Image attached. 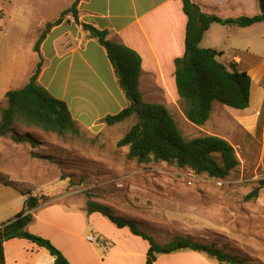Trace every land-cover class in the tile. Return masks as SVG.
I'll return each mask as SVG.
<instances>
[{
    "label": "crops",
    "instance_id": "0c3cea01",
    "mask_svg": "<svg viewBox=\"0 0 264 264\" xmlns=\"http://www.w3.org/2000/svg\"><path fill=\"white\" fill-rule=\"evenodd\" d=\"M40 1L41 6L36 11V16H39V24L41 30L44 31L48 23L57 20L62 12L72 7L76 0ZM192 1L205 14L215 15L221 19L264 15L259 0ZM78 8V21L72 14L67 15L62 24L53 27L48 33L40 46L39 53L34 51L37 42L33 45V51L38 57L33 73L42 60L43 69L39 83L55 98L66 102L81 135L85 132L98 135L107 126L103 123V119L116 115L129 106L128 99L118 84L114 67L105 50L97 39L91 37L83 25L107 31L110 40L123 44L136 52L142 59L140 90L144 101L150 104L165 105L171 112L179 108L182 116L187 120L180 109L175 79V61L183 57L185 53L187 18L183 11L182 1L80 0ZM211 32H213L210 42L212 44L202 45V48L214 50L219 56L228 53L232 60L224 64L239 72H247L252 79L253 87L254 75H256L254 68L261 62L264 66V47L260 45V40H264V21L247 28L214 24L205 33L202 42ZM242 35H247V39L241 44ZM29 80L23 83L21 88ZM256 97V109L252 108L254 100L251 89L250 107L246 110H237L235 113L240 126L250 135L258 127L257 120L261 117L259 107L264 103V90L259 86ZM215 109L214 105L210 120L205 126L199 127L204 128L205 132L213 124ZM16 126L14 128L17 132ZM33 130L34 128L27 129L25 133L34 137L33 132L36 131ZM35 130L43 133L41 130ZM206 134L219 136L210 132ZM10 144H13L10 151L12 158L4 168L0 169V173L3 172L10 180L20 185H33L34 175L31 174L33 177L30 179L28 168L32 169L35 162L30 157L22 160L19 152H39L44 150L45 142H41L35 149L28 143L16 144L11 139ZM7 166L8 170H5ZM62 184L64 186L63 182ZM32 194L34 196L46 195L42 191L32 192ZM205 196L181 193L176 195L175 200L170 201L173 214L183 219V222L176 226L174 237L198 240V237H203L212 231L211 227H221L224 230L218 233L226 234L232 227L239 226L236 223L238 218L249 220L258 217L257 212H235L231 209L224 210L222 206L223 215L217 217L218 221L210 222L209 199ZM23 207L17 208L16 214ZM129 207L138 209L135 204ZM86 213V207H66L61 204L43 206L35 212L36 222L29 227V230L33 234L50 240L70 264L146 263L149 248L146 241L134 236L127 228H116L98 213L89 217ZM88 226H91L98 237L108 241V247L103 243V247L102 244L97 246L84 238ZM4 258V264H55V258L48 250L24 239H13L6 242ZM190 262L213 264L196 252L160 256L155 264H187Z\"/></svg>",
    "mask_w": 264,
    "mask_h": 264
},
{
    "label": "rangeland",
    "instance_id": "374dc122",
    "mask_svg": "<svg viewBox=\"0 0 264 264\" xmlns=\"http://www.w3.org/2000/svg\"><path fill=\"white\" fill-rule=\"evenodd\" d=\"M40 6V0H0V121L1 112L8 107L6 93L20 89L30 75L34 74L38 57L33 51V45L46 30H41L39 16H36ZM212 34L213 32L207 34L201 48L202 45L212 44ZM246 39L247 35H242L241 44ZM260 45L264 47L263 39L260 40ZM218 58L223 63L232 60L228 53ZM254 72L252 108L256 109L258 86L264 90L262 62L254 68ZM215 106L213 124L206 132L204 128L185 120L179 108L170 112L187 140L210 132L222 136L233 146L240 165L226 180L197 176L189 170H180L166 163L140 165L129 159V148H119L118 142L137 122L134 117L113 127L106 126L98 135L85 132L77 138L69 135L58 137L34 129L36 132H33V138L38 142L37 146L41 142H45L46 146L36 153L19 152L22 160L30 157L35 162L32 169L28 168L30 179L34 175V184L19 185L24 190L42 191L46 194L42 195L47 199L41 202V207L61 204L84 208L86 193H89L92 200L112 207L117 215L135 219L134 221L137 218L139 227L160 244L170 242V238L176 234V226L183 222L181 217L173 214L170 201L181 193L206 195L209 199L210 222L218 221L217 217L223 215L222 206L224 210L231 209L235 212H257L258 217L249 220L238 218L236 223L239 226L232 227L226 234L218 233L224 230L221 227H211L212 231L208 234L192 241L216 245L226 253L245 258L250 264H264V188L257 199L247 200V196L258 187V182L264 179V103L259 107L261 117L257 120L258 127L251 135L235 118L237 110L221 104ZM180 109L182 110L181 106ZM16 127L17 134L27 135L24 126ZM0 141L1 169L12 158L10 151L13 144H10L9 137L0 138ZM7 168L8 166L5 170ZM0 176L8 178L3 172ZM26 199L16 189L5 186L0 181V224L14 219L16 209L22 208ZM131 204H135L138 209L129 207ZM214 225L217 226L216 223ZM89 236L98 240V243H94L97 246L103 243V239L93 232L91 226L84 233L85 239ZM208 260L217 264L215 260Z\"/></svg>",
    "mask_w": 264,
    "mask_h": 264
},
{
    "label": "trees",
    "instance_id": "16d2710c",
    "mask_svg": "<svg viewBox=\"0 0 264 264\" xmlns=\"http://www.w3.org/2000/svg\"><path fill=\"white\" fill-rule=\"evenodd\" d=\"M187 18L184 56L175 61V79L179 103L186 119L193 125L203 127L210 120L216 103L236 110H246L251 105L252 79L247 72H239L219 60V54L200 47L205 33L214 24L223 26L251 27L264 21V15L221 19L207 15L192 0H181ZM79 2L62 12L54 22L48 23L46 30L37 41L34 51L39 53L42 42L55 26L62 24L65 17L72 14L78 21ZM264 8V0H259ZM91 37L97 39L112 63L118 84L129 106L116 115L103 119V123L113 127L137 118L125 136L118 142L119 148H129L128 158L140 165L166 163L180 170H189L197 176L213 180H226L235 171L240 161L233 146L224 138L203 135L191 140L183 137L170 110L161 104L144 101L140 90L142 75L141 57L123 44L109 39L107 31L90 25H83ZM43 61L38 63L33 76L21 89L9 91L5 97L8 107L1 112L0 137H9L14 143H28L36 148L38 142L29 134L19 135L17 124L26 129H38L58 137L81 136L66 102L55 98L39 83ZM217 156L219 158H217ZM46 159V158H45ZM0 181L16 189L27 197L23 210L14 219L0 225V264H4V244L13 239L28 240L50 252L55 264H70L54 244L30 232L29 227L36 222L35 212L41 207L46 196H34L30 190L5 176ZM264 188V179L258 182L247 200L257 199ZM87 215H102L118 229H129L137 237L148 243L145 264H155L158 257L180 252H196L217 264H250L248 260L235 254L226 253L216 245H207L175 236L170 242L160 244L154 237L144 232L134 220L119 216L108 205L92 200L86 193ZM103 244L108 245L107 240Z\"/></svg>",
    "mask_w": 264,
    "mask_h": 264
},
{
    "label": "built area",
    "instance_id": "2783aa9c",
    "mask_svg": "<svg viewBox=\"0 0 264 264\" xmlns=\"http://www.w3.org/2000/svg\"><path fill=\"white\" fill-rule=\"evenodd\" d=\"M88 241L91 243H98V240L95 237L89 236Z\"/></svg>",
    "mask_w": 264,
    "mask_h": 264
},
{
    "label": "water",
    "instance_id": "95a60500",
    "mask_svg": "<svg viewBox=\"0 0 264 264\" xmlns=\"http://www.w3.org/2000/svg\"><path fill=\"white\" fill-rule=\"evenodd\" d=\"M262 14H264V8L262 9Z\"/></svg>",
    "mask_w": 264,
    "mask_h": 264
}]
</instances>
